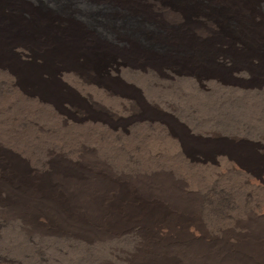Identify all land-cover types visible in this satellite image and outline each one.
Wrapping results in <instances>:
<instances>
[{
	"label": "rangeland",
	"instance_id": "rangeland-1",
	"mask_svg": "<svg viewBox=\"0 0 264 264\" xmlns=\"http://www.w3.org/2000/svg\"><path fill=\"white\" fill-rule=\"evenodd\" d=\"M102 1L103 0H92V2L95 3L99 2L98 4H112L114 2L113 0H106L107 2ZM37 2L36 0L23 1V3L26 4L24 5L25 9L27 8L28 10H30L31 8L33 12H37V9L41 7L40 3ZM32 3H35V5ZM145 20L149 21L151 24L154 22L152 21V19L148 18H146ZM153 24H157V34H155V32L153 34H150V38L154 35L165 38L167 36L169 37V34L165 33V27L160 25V21L154 22ZM162 27H164V29ZM173 33L177 34L178 32L173 31ZM151 42L157 46L159 45L157 43H154L153 41ZM152 52L157 53L158 51L153 50ZM46 54L48 55L47 52ZM242 56L243 54H241V57ZM29 61L31 62V60H28V62ZM156 62L161 63V67H163L165 63H170L176 67L182 66V68L183 66H190L199 73H202L204 71L203 73L208 72L220 75L225 79L231 80L232 78L224 71H221L222 68L219 65L215 66V64L209 67L205 64L194 67L189 65L188 63H184L182 60H174V62L173 60H163L161 62H159V60H156ZM0 64L6 67H12L11 69H13L17 74L22 72L24 73V70L26 71L25 68L30 69V67L32 66L31 64L27 65L25 60L23 62V59L20 60L16 57L11 58L10 55L0 56ZM253 69L256 70L255 68ZM253 72L254 71L252 70L253 75L251 74L241 76L240 79L243 82L251 83L254 82L255 79L259 78L257 76H261L260 78L264 77V73L262 74L259 72ZM23 73L21 74L23 78H20V80L23 81V83L27 86L26 82L28 83L31 78L27 73H24L25 75ZM254 74L257 75L255 76ZM247 77L249 79H247ZM104 78H107L105 79V82L109 85L111 84L110 86H112L113 88L115 87V89L124 91L125 93L128 92L127 94L137 98V104L139 103V108L137 107L138 110L135 113H137L140 117L142 116V118L147 117L152 119L157 118L159 120H162L165 125L167 124L168 126H166L169 127L170 131L181 140L180 143H182L181 145H183L185 151L188 154L194 157L203 155L206 157L215 155L218 149L225 150L227 152H230L231 156L236 155V157L234 158L238 159V161L240 159L239 162L243 165V167L244 165H246L245 168H248L249 170L257 169L256 167L259 165V159H257L258 157H255L256 154L250 148L251 145L255 144H262L264 146V90L254 93L247 92L248 90H243L244 92H241V89H239L240 92L238 91V89H232V91L234 90V92H230L231 89L229 91H219L218 89H214L213 91L209 90L207 92H202L191 87V85H189L190 83H180L181 85L177 84V87L174 88L173 93H169L168 91L158 92L154 89H147L145 87L143 88L138 84L135 85L136 82H131V80L128 81V79L124 78L123 76H110ZM40 87H42L40 91L49 95L50 98L55 99V101H57L64 110L71 112V115L73 114L74 116H79L80 114L83 116L103 118V120H106V122L118 127H123L125 125L123 127L125 133L123 136L114 138L112 136L106 135L105 133L99 134L100 132L92 131L91 129L79 127H76L75 129V127L71 128V126H69V128L67 125H60L55 121H52V119L45 113L43 114V112L34 110L29 105H26L25 103L13 98L7 87H5V84L1 82L0 165H2L0 167L4 168L3 175L8 180L6 184H8L9 182L11 183H9L10 186L9 184L7 185L8 189H6L10 191L9 193L5 189L3 190L4 187L0 186V213L2 212L0 215V264H179V261H182L180 264H199L201 260L200 256L196 254L195 250H192L193 248L189 246L184 238H182L184 242L181 240L183 248H178L177 246L168 244L166 245L167 247H164V249L162 250L163 253L159 255H156L155 253V255L149 257L147 253L148 247L145 244L144 240L142 241V238L138 234H131L132 231L130 230L132 229V226H130V224L128 223L129 221H134V219H136L135 221L140 224L138 227L139 231L141 229V231L145 232H142L145 238V236L149 234V225L153 221L154 213L158 210V213H155L156 216L158 217L160 214L163 215L164 208H167L169 210L171 208L170 206H181L188 211L190 210V213L185 214V216L187 215L185 217L187 218L186 220L202 223L204 228L208 226L209 228H207L209 230L206 229L208 236L218 237L221 235V233L225 235L230 234V229L226 228L230 227L231 219L233 222H235L237 219V224L239 223L238 225H240V223L242 224L243 220H246V227H244V231L255 232L254 228H247L249 222H251L250 218L252 217L249 213L255 211L254 207H258L259 205H261L262 194H260L261 191L259 190L250 189V183H246V181H244V178L242 180V176L240 174L237 173L229 175L227 174V172L224 173V170L219 168L215 169L214 171L213 169L202 167H189L178 158L173 145L166 139L165 132L160 129L157 130V127L152 126L151 128L145 127L144 125L133 124L131 122L132 117H129V119L128 117L124 116H121L120 119L113 118L114 116L108 111L99 107L98 104L90 102L87 98L78 94L74 89L70 88L66 84H64V86H46V84H43L40 85ZM133 92L135 95L133 94ZM162 102H164L165 105ZM34 111H36V113ZM202 138L206 139L204 140ZM218 142L220 145L218 144ZM205 145L208 146L205 147ZM24 147L25 149H23ZM10 150L11 153L9 152ZM24 150L25 152L23 153ZM78 151H80V153H78ZM12 155L13 157H11ZM17 155H19V157ZM74 155L76 156V158L74 157ZM23 157H25V159ZM74 158L75 160L77 158L80 159H77V162L74 161ZM3 163H6L5 165L7 166H5ZM32 164L36 165L33 167ZM41 164L47 165V168H52L54 171V174L52 175L53 177L51 176L50 178L52 179V181L48 178L47 181L49 180V182H47V184L46 182L39 183L40 179L39 181L35 180L38 176V173L33 174L32 172V169L37 172L40 171L37 168H39ZM181 166L182 168H180ZM16 167H18L17 170ZM210 170L212 171L210 172ZM62 171L67 174L70 172L72 174L81 173L80 175L75 176L79 177L80 179L89 176H95L96 178L94 182L98 181V184L103 186V189H114L116 197L115 199L111 198V206H109V210L111 211L106 214L109 216L112 212L113 215H110V217H112L109 218L105 215V213H103L105 212V210L101 207V203L99 206V202L97 200L95 202H90L92 207L91 213L79 212V209L76 210V199L68 192V188H66L67 192H61L57 188H55L57 187L56 185L54 186V184H57V182H54L56 181L55 179H57V174H60ZM221 171H223L222 174ZM20 172H22L23 174L21 173L20 175ZM55 172L58 173L56 174ZM10 173L14 176H12ZM29 174L33 175V177ZM246 174L248 175V173ZM35 175L37 176L34 178ZM135 175L137 176V178ZM109 176H111V178ZM103 178H105V180ZM23 180H26L27 182L30 180V184L26 181L24 182ZM166 180L168 181L170 186L168 185ZM21 181H23L24 183ZM50 181L52 184L50 183ZM113 181L116 182L114 183ZM153 182L155 183V185L157 184L155 186V188L157 187L156 189L154 188ZM48 183L51 186L53 185L52 187H54L55 190H52L51 186L49 188ZM113 184H116L117 186ZM133 184H135L136 186ZM148 184H151L153 186L151 187V185L149 186ZM28 185H30V188L28 187ZM39 185L42 187H39ZM99 185L96 184L95 187H98ZM101 186L100 188H102ZM132 186L133 188H131ZM189 186L191 189H189ZM25 187L29 188L30 190ZM47 187L49 188L48 190ZM14 188L17 189V191L19 190L18 192L20 194L18 192L16 193V190L13 194ZM49 190H51L52 192ZM183 190H190L193 194H196V196H192V198L186 196L183 193ZM124 191L126 192V194H124ZM166 191H169V193H166ZM132 192L134 194H131ZM136 192H139L140 194ZM29 193H32L33 198L32 196L30 198L28 197L30 196ZM55 193L59 194L57 195ZM158 193L161 194V196H158V198L153 200L152 196ZM170 193L172 194L170 195ZM34 194L38 196L36 197ZM23 195L25 197H23ZM61 195L65 196V200L69 202H66L65 204V202H63L65 197H62ZM127 195L129 196L127 197ZM129 197L130 200L128 199ZM140 197H144L143 200ZM59 198L60 200H58ZM149 198L152 199V201L150 200L151 202L149 201ZM177 198L179 201L177 200L176 202L178 203L175 202ZM17 199H19V201ZM137 199H139V201ZM258 199L260 201H258ZM42 200L45 201L42 202ZM193 200L196 202H194ZM51 201L53 204L51 203ZM57 201H60L61 203L63 202L66 208L64 209V212H70L69 214L71 217L69 216V214H67L66 217L68 219V222L66 221L67 223L64 222L67 219L65 217L61 218L60 215H56L57 217L55 215L50 217L46 216L48 215L46 212L47 204L50 203L54 207H56L57 210L59 209V207L57 208ZM126 201L128 204L125 203ZM129 201L132 202L129 204ZM192 201L195 204H193ZM42 203H44V205ZM86 203L89 205V201H85V204ZM23 205L27 208L23 207ZM184 205L186 206L184 207ZM187 205H191L192 207H188ZM32 206H37V208L41 207L42 210L43 206L45 207L43 211L40 210L42 213H35L31 211L29 212L28 210V208ZM196 206L198 207L197 209ZM19 207L21 209H19ZM152 207H155V209H153ZM132 208L137 209L133 210ZM27 210L28 212H26ZM75 210L76 212H74ZM145 210L148 211H146V213H143L145 212ZM95 212H97L96 215H94ZM197 212L199 213V215ZM71 213H74L75 218L73 214L71 215ZM102 214H104L106 218H103L104 215L102 217ZM120 214L121 216H119ZM135 214L137 215V217L133 218V215L136 216ZM148 215L150 216L148 217ZM190 215L193 217H191ZM43 216H46L47 218L44 219ZM82 217L85 218L83 219ZM35 218H37L38 220ZM58 219L61 220L62 223L61 221H57ZM79 220L80 222H77ZM90 221L95 225L90 223ZM141 221L143 222V226L141 225ZM86 222H88L89 224ZM116 223L121 224L117 225ZM57 224H59L60 227H58ZM126 224L128 228H125ZM46 225H48L49 227H47ZM114 225L115 227L118 226L116 228L118 230L115 231ZM67 226H71L69 228H72V230ZM88 227H90L91 230ZM103 227L107 229L104 230ZM119 227L121 228V230H119ZM122 227L124 228L123 230ZM102 230L105 232H103ZM112 231L114 232V234H112ZM120 232L126 233L120 234ZM173 257L179 258V261L178 259H174ZM180 257L183 259L181 260ZM170 258L173 260H171Z\"/></svg>",
	"mask_w": 264,
	"mask_h": 264
},
{
	"label": "bare ground",
	"instance_id": "bare-ground-1",
	"mask_svg": "<svg viewBox=\"0 0 264 264\" xmlns=\"http://www.w3.org/2000/svg\"><path fill=\"white\" fill-rule=\"evenodd\" d=\"M23 1L0 0V4H1L0 5V54H1L0 56L10 55L11 58L16 57L20 60L23 59V62L25 60L27 65L30 64L32 65L30 69L25 68L26 71L24 70V73H27L28 76L31 78L28 83L26 82L27 84L26 86L23 83V81L20 80V78H23L21 76L23 72L18 73L19 74L18 75L13 69H11L12 67L10 66L6 67L0 64V81L5 84V87H7L13 98H15L20 102L25 103L26 105H29L34 110L43 112V114L45 113L47 116H49L52 119V121H55L60 125H67L68 127L71 126V128L75 127V129L76 127L91 129L92 131L100 132L99 134L105 133L106 135L112 136L114 138L116 137L118 138L124 135L125 130L123 127L125 125L123 127L122 126L118 127L116 125L106 122V120H103V118L83 116L80 114L79 116H74L73 114L71 115L70 114L71 112L64 110L62 106H60V104L57 101H55V99L50 98L49 95L40 91L42 89L40 85L43 84H46V86L47 85L64 86V84H66L70 88L74 89L78 94L87 98L90 102L92 103L94 102V104H98L99 107L108 111L110 114L114 116L113 118L120 119L121 116H124V117H128L129 119V117H132V119L131 118L130 119L132 120L131 122L133 124L144 125L145 127H151V128L153 126V127H157V130L160 129L164 131L166 139L169 142H171V144L173 145V148L175 149L178 158L189 167L190 166L197 168L202 167L207 169H213L214 171L215 169L219 168L224 170V173L227 172V174L229 175L238 173L242 176V180L244 178V181H246V183H250L251 186L250 189L261 191L260 192V194H262L261 205L258 206L259 208L257 206H256L257 208L254 207L255 211L249 213L252 217L250 218L251 222H249L247 228H254L255 232L244 231L245 230L244 227H246L245 226L246 220H243V223L242 224L240 223V225H238L239 223L237 224L238 222L237 219L235 222H233L231 219L230 227L226 228V229H230L231 231L230 234L225 235L220 232L221 235L218 237L208 236L206 229H208L209 227L207 226V224L206 226L208 228L206 226H205L206 228H204L202 223L186 220L187 218L185 217L187 215L185 216V214L190 213L191 211L189 210L190 211L189 212L187 209L181 206L180 207L170 206L171 208L169 210L167 208H164L163 215L160 214L158 217L155 214L158 213L157 212L158 210L157 211L155 210L156 212L154 213L153 221L149 225V234L145 236V238L143 235V233L145 232L141 231V229L139 231L138 227L140 224L137 223V221H135L136 219H134V221H129L128 223L130 224V226H132L131 227L132 229L130 230L132 231L131 234H135V235L138 234L142 238V241L144 240L145 244L148 247L147 253L149 257L155 255V253L156 255L163 253L162 250L164 249V247H167L166 245L168 244L177 246L178 248L179 247L183 248V244L181 240L182 238H184V240L187 241L189 246L193 248L192 250H195L196 254L200 256L201 264H264V146L262 144L251 145L250 149H252L253 152L256 154L255 157H258L257 159H259V165L256 167L257 169L255 168L256 170H249L248 168H245L246 165H244L243 167V165L239 162L240 159L238 161V159L234 158L236 157V155L231 156L230 152H227L225 150L218 149L215 155L212 156L205 157L203 155L199 157H194L185 151L183 145H181L182 143H180L181 140L170 131L169 127H167L168 126L167 124L166 126L162 120H159L157 118L152 119L147 117L142 118V116L140 117L137 113H135L139 108L138 107L139 103L137 104L138 101L137 98L127 94L128 92L125 93L124 91L115 89V87L113 88L112 86H110L111 84L109 85L105 82V79L107 78H104L110 76L111 77L123 76L124 78H127L128 81L131 80V82L132 81L134 83L136 82L135 85L138 84L143 88L145 87L147 89H154L157 90L158 92L168 91L169 93L171 92L173 93L174 88H176L177 84L180 83H184V84L190 83L189 85H191V87L202 92H207L209 90L213 91L214 89H218L219 91L220 90L229 91L231 89L230 92H234V90L232 91V89H238V91L239 89H241L240 90L241 92H244L243 90H248L247 92H253V93L262 91L264 90V77L260 78L261 76H257L259 78L255 79L254 82L250 81L251 83L243 82L240 79V77L245 75H251L252 70L254 72H259L262 74L264 73V0H113L114 1L113 3L116 5V7L113 3L98 4L99 2L95 3L92 2V0H36V2L38 1L37 3H40L41 5V7L37 9V12H33L31 8L30 10H28L27 8L25 9L24 5L26 4L23 3ZM102 2H107V1L103 0ZM32 4L35 5V3ZM146 18L152 19V21L154 22L160 21L161 23L160 25L165 27L166 29L165 33H168L169 37L167 36L165 38L154 35L150 38V34H153L154 32L155 34H157L156 32L157 24L154 25L153 24L154 22L151 24L149 21L145 20ZM164 27L162 28L164 29ZM173 31H177L178 33L177 34L173 33ZM151 41L159 45L157 46L153 44ZM153 50L158 52L154 53L152 52ZM46 52L48 53V55L46 54ZM241 54H243L242 57ZM28 60H31V62L30 61L28 62ZM156 60H159V62L163 60H173V62L174 60H182L184 63H188L189 65L194 67L201 64L203 65L205 64L209 67L215 64V66L219 65L222 68L221 71H224L232 78L231 80L225 79L220 75H216L208 72L203 73L204 71L202 73L201 72L199 73L193 67L190 66L189 67L183 66L182 68V66L176 67L170 63H165L163 67H161L162 66L161 63H157ZM253 68H255L256 70H254ZM247 79L249 78L247 77ZM164 102L162 103L164 104ZM34 112L36 113V111ZM202 139L205 140L206 138H202ZM206 146L208 145H205V147ZM23 149H25V147ZM9 152L11 153V150ZM24 152L25 150L23 151V153ZM78 153H80V151H78ZM17 156L19 157V155ZM11 157H13V155ZM74 157L76 158L75 155ZM23 158L25 159V157ZM75 158L74 161L77 162H78L77 159H80L77 158L75 160ZM32 165L34 167L36 164H32ZM17 168L18 167H16V170ZM180 168H182V166ZM37 169H39L40 171L37 172L32 169L33 174L38 173L37 174L38 176L37 175L34 176V178L36 176L38 177V179L36 177L35 180L39 181L40 179L39 183L46 182L47 184V182H49V180L47 181V179L48 178L50 179L51 176L54 174L53 169L52 168L49 169V167L47 168V165L45 164H41L40 167ZM211 171L212 170H210V172ZM22 172H20V175ZM3 173H4V168L0 167V186L4 187L3 190L4 189L6 190L8 189L7 185L11 182L6 184L8 180L7 178H5ZM222 173L223 171H221V174ZM246 173H248V175ZM58 174L56 177L57 179H55L56 181H54L57 182V184L54 183L53 184L54 186L56 185L57 187L55 188H57L61 192L66 191V188H68V192L76 199V205H77L76 210L79 209V212L91 213L92 207L90 202H95L97 200L99 202V206L101 203V207L105 210V212L102 211L103 213H105V215L108 214L109 211H111L109 210V206H111V201H112L111 198L115 199L116 197L114 189H110V188L109 190H106L107 188L103 189V186L99 185L98 181L94 182L96 178L95 176H89L80 179L79 177H75V176L80 175L81 173L72 174L70 172L67 174L62 171L59 175ZM31 176L33 177V175ZM109 177L111 178V176ZM103 179L105 180V178ZM50 180L52 181V179ZM29 182L30 180L27 183ZM96 184L99 186L95 187ZM40 185L39 187H42ZM156 185L154 183V188ZM50 186L51 185H49L48 187L50 188ZM100 186L102 188H100ZM152 186L153 185H151V187ZM28 187L30 188V185H28ZM48 187L47 190L49 189ZM131 188H133V186ZM53 189L54 187H52V190ZM189 189H191L190 186ZM13 190H14L13 194L15 193V190L16 193L19 191V190L17 191V189L15 188ZM9 192L10 191H8V193ZM166 193H169V191H166ZM172 193H170V195ZM183 193L191 198L192 196H196V194H193L190 190L189 191L183 190ZM29 194L30 196L28 197L30 198L32 196L33 198L32 193ZM124 194H126V192ZM131 194L134 193L132 192ZM34 195L36 196V194ZM61 196L65 197L63 195ZM128 196L129 195H127V197ZM158 196H161V194L158 193L153 195L152 199L155 200L156 198H158ZM23 197L25 196L23 195ZM49 197H53V196H49ZM173 197H177V196H173ZM65 199L66 197L64 198V201L63 200L61 201L65 202L66 204V202L69 201H66ZM128 199L130 200V197ZM152 199L149 198V201L150 200L152 201ZM17 200L19 201V199ZM58 200H60V198ZM137 200L139 201V199ZM177 200L178 198L175 200V202ZM44 201L42 200V202ZM85 201H89V205L87 203L85 204ZM258 201L260 200L258 199ZM57 202H58L57 208L59 207L58 210L56 209V207L52 205L53 203L47 204L46 212L48 215L46 216L50 217L53 215L55 216L60 215L61 218L64 217L66 218L67 214H69L70 212L69 213L64 212V209L66 208L63 202L62 203L60 201ZM131 202L129 201V204ZM125 203L128 204L127 201ZM42 204L44 205V203ZM185 206L186 205H184V207ZM187 206L190 207L191 205L190 206L187 205ZM23 207L27 208L24 205ZM44 207L45 206H43V210ZM197 208L198 207L196 206V209ZM19 209L21 208L19 207ZM132 209L134 210L137 208H132ZM153 209H155V207ZM28 210L29 212L31 211L35 213L36 212L42 213L40 211L42 210V208L41 207L37 208V206H32L28 208ZM28 210L26 212H28ZM76 210L74 212H76ZM146 211L148 210H145V212L143 213H146ZM96 213L97 212H95V214L94 213L92 214L96 215ZM72 214L74 215V213H71V215ZM103 215L104 214H102V217ZM105 215L103 218H106ZM110 215L109 216L106 215V216L111 218L112 216L110 217ZM46 216H43L44 219L47 218ZM119 216H121V214ZM149 216L150 215H148V217ZM134 217H137V215L136 216L133 215V218ZM57 221H61V220L58 219ZM66 221L68 222V219L65 220L64 222ZM77 222H80V220ZM90 223L92 222L90 221ZM59 224H57L58 227H60L61 225ZM141 225L143 226L142 221H141ZM46 226L49 227L48 225ZM90 227L88 228L91 230ZM117 227H115L114 225L115 231L118 230L116 229ZM126 227L127 224L125 225V228ZM103 228L104 230L107 229L105 227ZM69 229L72 230V228ZM123 229L124 228L122 227V230ZM119 230H121V228ZM124 233L126 232H120V234H124ZM112 234H114V232ZM184 240L182 241L184 242ZM176 259H178L179 261V258ZM182 259L183 258H181V260ZM181 262L179 261V264Z\"/></svg>",
	"mask_w": 264,
	"mask_h": 264
}]
</instances>
